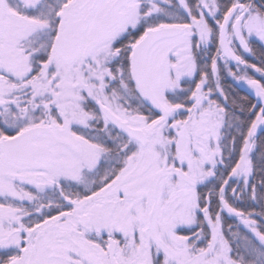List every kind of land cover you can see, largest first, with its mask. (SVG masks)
<instances>
[{"label": "snow or ice", "instance_id": "obj_1", "mask_svg": "<svg viewBox=\"0 0 264 264\" xmlns=\"http://www.w3.org/2000/svg\"><path fill=\"white\" fill-rule=\"evenodd\" d=\"M0 264H264V0H0Z\"/></svg>", "mask_w": 264, "mask_h": 264}, {"label": "flooded vegetation", "instance_id": "obj_2", "mask_svg": "<svg viewBox=\"0 0 264 264\" xmlns=\"http://www.w3.org/2000/svg\"><path fill=\"white\" fill-rule=\"evenodd\" d=\"M227 83H228V81H226V84H227ZM240 94H241V95H243V94H244V92H243V91H241V92H240Z\"/></svg>", "mask_w": 264, "mask_h": 264}]
</instances>
